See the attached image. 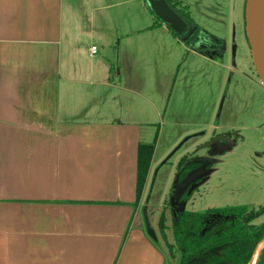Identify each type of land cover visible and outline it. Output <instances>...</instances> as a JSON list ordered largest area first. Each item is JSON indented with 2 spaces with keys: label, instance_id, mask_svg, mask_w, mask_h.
Masks as SVG:
<instances>
[{
  "label": "crops",
  "instance_id": "crops-1",
  "mask_svg": "<svg viewBox=\"0 0 264 264\" xmlns=\"http://www.w3.org/2000/svg\"><path fill=\"white\" fill-rule=\"evenodd\" d=\"M136 4L0 0V264H167L141 214L155 144L130 102L153 104L111 74ZM86 36L113 56L85 54ZM140 145L154 151L136 200Z\"/></svg>",
  "mask_w": 264,
  "mask_h": 264
},
{
  "label": "rangeland",
  "instance_id": "rangeland-1",
  "mask_svg": "<svg viewBox=\"0 0 264 264\" xmlns=\"http://www.w3.org/2000/svg\"><path fill=\"white\" fill-rule=\"evenodd\" d=\"M178 1L188 8L196 27L225 43L226 54L208 59L194 52L179 36L163 30L143 1L142 8L129 6L133 13L127 17H134L140 32L124 50L128 51V63L121 76H117L116 67L111 73L122 83L130 79L128 87L140 90L153 104L147 106L138 97L130 102L144 116L146 142L155 144L141 209L147 208L167 264L177 261L168 258L159 231L160 209L171 197L178 165L184 158H204L212 165L189 199L181 201L183 211L249 210L264 205V87L252 67L243 32L245 0ZM88 37L81 45L85 54L93 43L98 59L113 56L112 47H103ZM166 216L165 233L172 243L170 216ZM262 223L264 215L253 222L256 226Z\"/></svg>",
  "mask_w": 264,
  "mask_h": 264
},
{
  "label": "trees",
  "instance_id": "trees-1",
  "mask_svg": "<svg viewBox=\"0 0 264 264\" xmlns=\"http://www.w3.org/2000/svg\"><path fill=\"white\" fill-rule=\"evenodd\" d=\"M166 2L186 23L196 28L193 33L223 44V41L196 27L188 8L178 0ZM155 19L164 26L158 18ZM197 53L201 54V51L198 50ZM153 151V145L138 147L136 200L143 191ZM194 165L196 164H186L178 179L185 177ZM262 215L264 206L249 210L244 207L211 209L203 213L184 211L177 218L169 214L172 243L168 241L165 233L167 216L163 211L160 213L158 227L164 238L168 258L177 261V264H248L257 245L264 239V223L259 226L253 224L254 219ZM157 242L158 238L155 243ZM256 264H264V248Z\"/></svg>",
  "mask_w": 264,
  "mask_h": 264
},
{
  "label": "water",
  "instance_id": "water-1",
  "mask_svg": "<svg viewBox=\"0 0 264 264\" xmlns=\"http://www.w3.org/2000/svg\"><path fill=\"white\" fill-rule=\"evenodd\" d=\"M148 10L158 18L159 21L172 31L176 36H179L181 40L187 44L188 37L194 32L195 27H189L188 24L170 8L166 0H143ZM244 21H245V34L248 45L251 50L252 63L255 71L264 87V54L259 34L258 25V5L257 0H246L244 8ZM194 52L199 49L198 46L190 45ZM205 161L204 158H195L194 160L185 161L179 168V172L176 176V185L173 187L170 197V208L173 213V217L177 218L183 211V205L180 201L181 195L178 193L179 189H184L188 184L196 182H202L201 178L205 173L199 172V169L192 170L189 172L182 181L178 182V176L182 171L183 167L188 163L200 164ZM204 165V163H203ZM200 179V181H198ZM195 185H192L188 195L195 189ZM177 207V208H176ZM176 208V209H175ZM142 218L145 227L146 235L153 241L156 242V234L150 226V222L147 216V208L144 207L142 210ZM264 243V239L262 240ZM251 261V260H250ZM250 264V262L248 263ZM256 264V263H255Z\"/></svg>",
  "mask_w": 264,
  "mask_h": 264
},
{
  "label": "flooded vegetation",
  "instance_id": "flooded-vegetation-1",
  "mask_svg": "<svg viewBox=\"0 0 264 264\" xmlns=\"http://www.w3.org/2000/svg\"><path fill=\"white\" fill-rule=\"evenodd\" d=\"M246 2V0H245ZM244 8H245V5H244ZM188 24V23H187ZM189 27H192L191 25L188 24ZM243 32H244V36H245V40L247 42V38H246V34H245V21H244V18H243ZM187 44L190 46V45H193V46H198L199 48V51H201V54L202 56L208 58V59H215V58H222L224 53L226 54V51H227V47L225 45V43L223 42V44L217 42V41H213V40H210L208 38H204L203 36L201 35H197L195 33H192L189 37H188V40H187ZM248 44V42H247ZM249 47V45H248ZM249 51H250V58H251V61H252V56H251V50H250V47H249ZM197 53V52H196ZM235 48H233V56L235 55ZM252 67L253 69L255 70L254 66H253V63H252ZM256 72V71H255ZM188 159L184 158L178 165V168L181 167V164H183L185 161H187ZM204 163V165H203ZM203 163H200V164H196L194 165L192 168L189 169V171H187L188 173L191 172L192 170H195V169H199V172L201 173H205L207 170V168L211 167V161H209L208 159H205V161ZM186 172V173H187ZM184 179V176L183 177H180L178 179V182L182 181ZM203 179V177L201 178V180ZM200 181V179L198 180ZM198 183V182H196ZM192 185H195L194 183H191V184H188L187 187H185L184 189H179L178 190V193L182 194L181 195V198H180V201H186L187 199H189V196L192 194V192L188 195L189 193V190L191 188ZM264 206V205H262ZM261 207V206H259ZM177 208V207H176ZM175 208V209H176ZM168 209H169V212L170 214L173 216V213L171 211V208H170V199L168 200ZM257 209V208H256ZM255 225V224H254ZM259 226V225H258ZM261 253V252H260Z\"/></svg>",
  "mask_w": 264,
  "mask_h": 264
},
{
  "label": "bare ground",
  "instance_id": "bare-ground-1",
  "mask_svg": "<svg viewBox=\"0 0 264 264\" xmlns=\"http://www.w3.org/2000/svg\"><path fill=\"white\" fill-rule=\"evenodd\" d=\"M258 5V25H259V34L261 38L262 48H263V54H264V0H257ZM264 243H260L257 248L255 249V252L251 258L250 264H255L259 257V252L262 250Z\"/></svg>",
  "mask_w": 264,
  "mask_h": 264
},
{
  "label": "built area",
  "instance_id": "built-area-1",
  "mask_svg": "<svg viewBox=\"0 0 264 264\" xmlns=\"http://www.w3.org/2000/svg\"><path fill=\"white\" fill-rule=\"evenodd\" d=\"M97 48L95 46L90 47L89 49V55L90 57H94L97 54Z\"/></svg>",
  "mask_w": 264,
  "mask_h": 264
}]
</instances>
